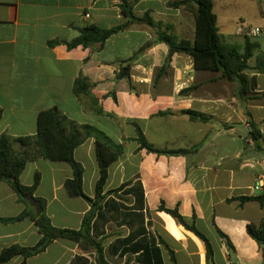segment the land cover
<instances>
[{"label": "crops", "instance_id": "1", "mask_svg": "<svg viewBox=\"0 0 264 264\" xmlns=\"http://www.w3.org/2000/svg\"><path fill=\"white\" fill-rule=\"evenodd\" d=\"M124 1L133 4L137 17L149 15L162 25V31L169 27L180 40L194 41L197 0L180 6L176 3L183 0H0V136H34L39 114L57 108L70 123L97 127L124 147V154L110 167L104 194L124 184H129L125 191L134 190L130 195L124 191L107 195L92 233L103 244L110 263L124 264L129 259L135 264L139 254L123 255V248L110 252L118 240L131 237L126 248L141 241L155 244L163 264H174L170 250L178 264L181 257L187 264H207L204 242L162 212L164 205L178 208L209 239L217 264H232L218 229L232 241L237 264H244L233 235L241 228L247 231L250 224L259 225L264 208L257 201L233 199L264 195V190L253 189L264 176V152L250 138L248 122L256 123L264 137V74L250 71L255 84L240 95L238 84L221 72L196 70L191 55L175 54L168 64L169 46L159 42L156 31L145 24H130L103 45L69 47L87 26L111 29L126 24ZM216 1L213 11L221 35L230 20L222 10L233 0H219V14ZM255 10L251 3L250 11ZM240 21L235 35L243 41L229 44L244 43L237 29L247 25ZM251 40L264 53L263 44ZM250 65L255 66V58ZM82 77L91 84L90 95L74 93L75 82ZM187 111L208 119L192 121ZM138 130L157 149L195 150L186 156L150 153L136 141ZM74 156L85 169L84 192L94 199L100 177L95 139H87ZM37 173L41 183L35 196L46 201L53 225L79 230L91 206L83 198L68 195L65 182L73 177L71 166L41 158L30 161L20 182L33 185ZM138 186L144 193L140 203ZM27 208L42 213L39 203L21 200L9 184L0 181V219L17 218ZM246 210L260 214V220L244 218ZM41 239L30 218L0 222V255L15 245L34 247ZM257 252L262 255L258 244ZM4 264L98 261L89 243L56 240L37 256L26 261L17 256Z\"/></svg>", "mask_w": 264, "mask_h": 264}, {"label": "trees", "instance_id": "2", "mask_svg": "<svg viewBox=\"0 0 264 264\" xmlns=\"http://www.w3.org/2000/svg\"><path fill=\"white\" fill-rule=\"evenodd\" d=\"M190 0H183L176 3L177 6L189 3ZM214 0H197L196 33L194 41L187 39L180 40L171 33L169 27L162 31L160 23H156L149 15L137 17L134 13L133 4L124 1L122 10L128 22L124 25L111 29H101L97 26H87L82 30L79 38L69 44L70 48L77 46L93 47L103 45L114 34L125 30L130 24H145L152 27L157 35L158 41L169 46V64L171 58L178 53L191 55L194 58L196 70H207L212 72H221L222 76L230 82L238 84L237 93L243 95L249 92L255 84L254 78L250 79L248 71L264 74V53L260 51V46L249 37L244 38L242 45L226 43L220 33L217 25V16L214 11ZM54 45L55 43H50ZM255 58V66L250 65V61ZM91 84L85 77L79 78L74 85V93L77 96L90 95ZM97 112L102 113L98 110ZM186 114L192 121H207V116L201 113L187 111ZM2 110H0V118ZM249 136L256 147L264 152V137L260 127L249 120ZM38 130L34 136H24L15 139L7 135L0 136V181H4L18 194L21 200H33L40 204L42 213L37 214L34 209L27 208L20 216L13 219H0V222L10 223L30 218L39 229L42 239L31 248L18 245L4 249L0 255V264L7 263L17 256H22L24 260L37 256L56 240H68L75 243L87 242L97 253L98 264H112L105 256L103 244L93 238V231L98 218L102 215V202L107 195L126 192V195L132 194L133 189L125 188L129 184H124L116 190L104 194V189L109 179L110 167L124 154V147L115 143L104 131L91 125H75L70 123L69 119L63 115L57 108H51L42 111L37 119ZM95 139L96 158L100 169V177L96 186V197L94 199L87 196L83 188L84 166L78 162L74 156L75 150L87 139ZM136 141L141 149H146L150 153H156L167 156H186L193 152V149L179 150H161L151 145L145 138L143 132L138 130ZM18 145V148L16 147ZM45 159L50 162H63L71 166L73 177L66 180L65 189L72 198H83L91 206V210L85 215L82 226L79 230L63 229L53 225L51 218L46 213V201L37 198L36 192L41 183V175L37 173L33 185L24 186L20 182V177L28 162L37 159ZM140 185V184H139ZM137 190V203L144 198L141 186ZM233 200H239L241 203L247 201H257L264 208V195L258 197H239ZM162 212L172 216L185 229L193 232L200 238L206 247V263L217 264L214 259V249L209 239L201 233L193 223L186 220L179 212L178 208L170 209L164 205L160 207ZM221 238L231 254L235 247L229 236L218 229ZM249 236L256 241L264 257V219L259 225L250 224L247 227ZM135 236V235H134ZM132 238L120 239L110 250L116 253L121 250V254L126 255L132 252L137 255L135 264H163L160 249L155 245H149L141 241L133 246L126 248ZM171 259L174 264L177 263L176 255L170 250ZM122 255V256H123ZM232 257V256H231ZM124 264H131L128 259Z\"/></svg>", "mask_w": 264, "mask_h": 264}, {"label": "rangeland", "instance_id": "3", "mask_svg": "<svg viewBox=\"0 0 264 264\" xmlns=\"http://www.w3.org/2000/svg\"><path fill=\"white\" fill-rule=\"evenodd\" d=\"M216 1V7L218 8L219 14V5ZM251 3H254L256 6V12H251ZM223 17H229V23L221 28V35L223 39L228 43L242 42L243 39L235 35L236 28L238 23H240V18L247 26H260L263 27V17H264V0H233V2L222 10ZM220 19H222L220 15ZM260 43L263 44L264 48V37L260 36L256 38ZM253 66V65H252ZM250 73V70L248 71ZM244 218L251 220V222H258L260 220V214H254L251 211L246 210ZM234 244L237 247L238 254L242 256V262L244 264H264V257L257 252V243L247 234V231H244L242 228L237 230L234 233ZM236 250L234 251L232 258L230 259L232 264H237L238 260L235 255ZM239 256V257H240ZM234 257V259H233ZM181 264H187L183 257L180 260Z\"/></svg>", "mask_w": 264, "mask_h": 264}, {"label": "built area", "instance_id": "4", "mask_svg": "<svg viewBox=\"0 0 264 264\" xmlns=\"http://www.w3.org/2000/svg\"><path fill=\"white\" fill-rule=\"evenodd\" d=\"M237 35L243 37H249L252 39L258 38L260 36L264 37V26L263 27H249V26H239L237 29ZM253 189L255 191L264 190V176L257 179Z\"/></svg>", "mask_w": 264, "mask_h": 264}, {"label": "water", "instance_id": "5", "mask_svg": "<svg viewBox=\"0 0 264 264\" xmlns=\"http://www.w3.org/2000/svg\"><path fill=\"white\" fill-rule=\"evenodd\" d=\"M123 72H124V76H126V75H127V73H128V69H127V68H125Z\"/></svg>", "mask_w": 264, "mask_h": 264}]
</instances>
